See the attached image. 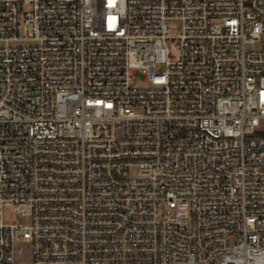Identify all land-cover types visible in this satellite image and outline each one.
I'll return each instance as SVG.
<instances>
[{"label": "built area", "instance_id": "built-area-1", "mask_svg": "<svg viewBox=\"0 0 264 264\" xmlns=\"http://www.w3.org/2000/svg\"><path fill=\"white\" fill-rule=\"evenodd\" d=\"M0 264H264V0H0Z\"/></svg>", "mask_w": 264, "mask_h": 264}, {"label": "rangeland", "instance_id": "rangeland-1", "mask_svg": "<svg viewBox=\"0 0 264 264\" xmlns=\"http://www.w3.org/2000/svg\"><path fill=\"white\" fill-rule=\"evenodd\" d=\"M17 220V221H26L23 217H21L19 214H17L16 211H7L6 212V220ZM22 250L24 252V255L21 257V259L25 260V262L28 261V256H29V248L27 246H22Z\"/></svg>", "mask_w": 264, "mask_h": 264}]
</instances>
